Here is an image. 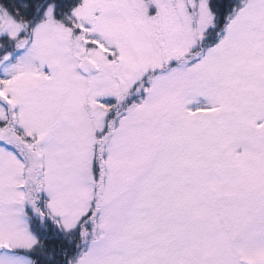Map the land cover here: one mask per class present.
Here are the masks:
<instances>
[{"label":"snow or ice","instance_id":"obj_1","mask_svg":"<svg viewBox=\"0 0 264 264\" xmlns=\"http://www.w3.org/2000/svg\"><path fill=\"white\" fill-rule=\"evenodd\" d=\"M0 264H264V0H0Z\"/></svg>","mask_w":264,"mask_h":264}]
</instances>
